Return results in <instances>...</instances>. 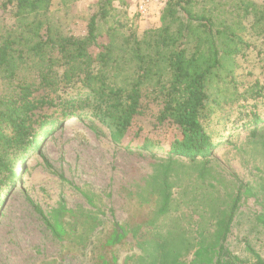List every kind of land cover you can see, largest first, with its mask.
<instances>
[{
	"label": "trees",
	"instance_id": "obj_1",
	"mask_svg": "<svg viewBox=\"0 0 264 264\" xmlns=\"http://www.w3.org/2000/svg\"><path fill=\"white\" fill-rule=\"evenodd\" d=\"M114 1L99 0L85 36L74 37L48 23L53 0H0V11L13 20L12 24L0 23V191L17 178L13 164L37 149V134L47 133L54 116L63 119L83 113L109 127L115 142L129 132L131 141L139 140L140 129L132 132L135 118L145 99L153 98L162 107L159 121L170 122L179 134L165 146H155L144 137L139 147H164L168 155L199 163L194 159L206 158L214 146L211 122L216 110H230L219 118L227 121L234 110L247 109L236 106L240 100L248 102L244 97L257 101L259 93L234 89V98L221 103L213 90L223 81L234 85L235 59L251 48V36L264 41V7L247 0H167L159 27L140 37L114 28L99 33V24L111 17ZM74 84H79L76 94L61 97L60 90ZM260 104L254 102L244 114L258 122ZM170 168L161 166L134 181L135 190L129 197L137 200L139 211L125 222H109L91 248L90 264H117L115 249L126 245L129 233L150 228L153 218L172 211L176 184ZM240 200L238 192L217 212L210 239L185 252L191 255L189 262L180 260L183 252L179 248H166L163 240H155L160 259L151 258L149 264H243L226 245ZM66 217L75 223L83 220L90 231L100 227L93 216H78L60 207L43 215L47 230L58 242L76 237L74 230L65 227ZM258 221L264 227L263 215H258Z\"/></svg>",
	"mask_w": 264,
	"mask_h": 264
},
{
	"label": "rangeland",
	"instance_id": "obj_2",
	"mask_svg": "<svg viewBox=\"0 0 264 264\" xmlns=\"http://www.w3.org/2000/svg\"><path fill=\"white\" fill-rule=\"evenodd\" d=\"M247 1L264 7V0ZM98 2L53 0L46 18L59 33L83 37ZM112 6L110 19L99 24V33L114 28L121 34L132 31L140 37L160 25L161 11L154 9L147 18L140 19L132 0H116ZM12 22L8 14L0 11V23ZM250 39L251 48L244 57L235 59L234 85L223 81L213 91L223 103L234 98V89L240 93L251 89L254 95L259 93L257 101L247 95V103L240 100L236 104L247 109L234 110L227 121L219 118L223 111L230 110H216L211 122L214 146L206 158L194 159L199 163L168 155L164 147H139L144 137L155 146H165L179 134L170 122L159 121L162 107L153 98L145 99L143 110L135 118L132 132L140 129L139 140L131 141L129 132L124 140L115 142L109 127L83 113L63 119L54 116L47 133L37 134V149L13 164L12 173L17 178L0 191V264H90L91 248L109 222H125L139 211L137 200L129 197L135 190L134 181L161 170V166L171 167L176 184L172 190L175 207L165 217L153 218L150 228L129 233L126 245L115 249L117 264L159 260L158 248L153 244L158 240H163L166 248H179L183 252L180 260L189 262L191 255L185 252H192L198 242L210 239L214 217L238 192L241 200L226 245L243 264H259L255 255L264 264V227L258 221V215L264 216V41L254 36ZM78 87L74 84L62 88L59 94L73 96ZM254 102L262 103L256 110L258 122L244 114ZM60 207L78 216H93L100 227L90 231L83 220L75 223L66 217L63 223L74 230L76 237L70 242H58L47 230L43 215ZM148 210L145 208L146 214Z\"/></svg>",
	"mask_w": 264,
	"mask_h": 264
},
{
	"label": "built area",
	"instance_id": "obj_3",
	"mask_svg": "<svg viewBox=\"0 0 264 264\" xmlns=\"http://www.w3.org/2000/svg\"><path fill=\"white\" fill-rule=\"evenodd\" d=\"M167 0H132L134 11L140 19H145L153 10L162 11Z\"/></svg>",
	"mask_w": 264,
	"mask_h": 264
}]
</instances>
